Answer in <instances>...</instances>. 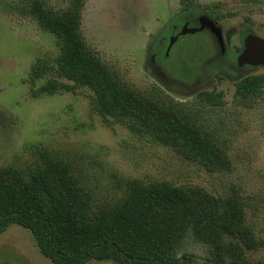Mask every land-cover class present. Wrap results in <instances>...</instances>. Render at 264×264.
Listing matches in <instances>:
<instances>
[{"label":"rangeland","instance_id":"rangeland-1","mask_svg":"<svg viewBox=\"0 0 264 264\" xmlns=\"http://www.w3.org/2000/svg\"><path fill=\"white\" fill-rule=\"evenodd\" d=\"M9 1L0 0V169L25 172L40 160L42 151H50L71 162L91 193L102 200L118 193L115 182L121 179L221 189L222 175L208 173L122 123L104 122L93 110L87 90L35 95L45 78L31 82V67L55 57V40L32 20L8 13ZM48 2L57 9L65 0ZM190 2L196 15L207 11L212 17H223L217 24L224 54L215 36L203 29L181 35L168 57L160 58L164 41L160 45L159 40L168 38L171 26L197 24L192 19L184 26L185 21L179 20L181 0H85L81 32L88 47L131 87L142 90L156 85L200 113V122L215 133L232 160L228 180L240 184L250 196L246 221L264 240V97L251 109L233 102L239 79L264 74V66L248 63L241 71L236 59L248 34L264 39V0ZM157 67H162L164 78ZM198 85L201 90L221 91L225 105L198 104L194 92ZM190 251L202 255L199 247ZM255 257L264 259V246ZM0 264L53 263L40 254L27 230L12 225L0 234Z\"/></svg>","mask_w":264,"mask_h":264},{"label":"trees","instance_id":"trees-1","mask_svg":"<svg viewBox=\"0 0 264 264\" xmlns=\"http://www.w3.org/2000/svg\"><path fill=\"white\" fill-rule=\"evenodd\" d=\"M182 9L195 13L190 0ZM85 0H11L10 14L32 20L50 34L55 57L38 60L30 81L45 78L35 95L76 89L90 93L95 113L122 123L181 157L224 177L220 190L169 181L121 179L118 193L96 198L71 162L42 151L25 172L0 169V234L16 225L27 230L41 255L53 264H264L255 254L264 246L246 221L250 196L229 181L232 160L224 144L200 122V113L151 85L135 89L94 53L81 32ZM210 6H206L208 9ZM209 19L217 22L223 17ZM66 81V82H65ZM264 97V74L235 83L233 102L251 109ZM201 106L223 107L221 91L200 90ZM199 247L202 255L190 251Z\"/></svg>","mask_w":264,"mask_h":264},{"label":"water","instance_id":"water-1","mask_svg":"<svg viewBox=\"0 0 264 264\" xmlns=\"http://www.w3.org/2000/svg\"><path fill=\"white\" fill-rule=\"evenodd\" d=\"M203 29H209L216 37L219 44H223L221 29L207 18L203 19L199 28L189 29L184 27L180 34H192ZM170 45H172V41L170 42ZM238 57L237 61L239 62V65L248 63L254 67L264 66V39L253 34H248L243 40V48Z\"/></svg>","mask_w":264,"mask_h":264},{"label":"flooded vegetation","instance_id":"flooded-vegetation-1","mask_svg":"<svg viewBox=\"0 0 264 264\" xmlns=\"http://www.w3.org/2000/svg\"><path fill=\"white\" fill-rule=\"evenodd\" d=\"M194 10H195V8H194ZM196 11V10H195ZM200 11V10H199ZM195 14V17H191V19H190V13H189V11L188 10H184V9H181L180 10V14L178 15V16H180L179 17V20H182V21H185V24H184V26H186V24H188L189 23V21L191 22V20L193 19V20H196V22H197V24H196V26H194V28H199L200 27V24H201V22L203 21V19H205V18H207V19H209L208 18V16L206 15V12L205 11H201V13H199L198 15H196V13H194ZM177 16V17H178ZM209 20H211V19H209ZM215 25H217L218 26V24H217V22H214L213 20H211ZM183 27V26H182ZM182 27H180L179 25H173V26H171V31H170V35L168 36V38H166V37H163V38H161L160 40H159V44L160 45H163V41H164V48L162 49V51H161V53H159V55L161 54V57L160 58H162V60H163V58H167L168 57V55H169V52H170V50H171V48L173 47V44L174 43H176L177 42V40L180 38V36H181V34H180V32L182 31ZM182 28V29H181ZM191 27H189V29H190ZM220 28V27H219ZM209 32H210V34H212L211 33V31L209 30V29H207ZM197 32H199V31H197ZM195 33V32H194ZM212 36L214 37V34H212ZM216 37H214V39H215ZM172 41V45H170V42ZM215 41H216V39H215ZM166 43V44H165ZM219 49H220V52L222 53V54H224V45H220L219 44ZM242 48H243V42H242V46H241V49H238L237 50V54L239 55V53L241 52V50H242ZM238 55L236 56V59H237V57H238ZM155 56H156V54H153V56H152V61L154 62V58H155ZM239 65V64H238ZM157 69H158V73H159V75H161L163 78L165 77V75H164V73L162 72V67L160 68V67H157ZM238 69H240L241 71L242 70H245V69H247L246 68V65H240V66H238ZM200 85H202V84H200ZM200 85H198V86H196L197 88L194 90V92H198V91H200L201 90V86ZM200 86V87H199Z\"/></svg>","mask_w":264,"mask_h":264}]
</instances>
